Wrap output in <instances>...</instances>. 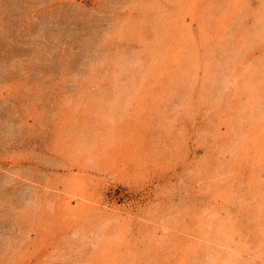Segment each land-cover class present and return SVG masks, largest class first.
Segmentation results:
<instances>
[{"label":"rangeland","instance_id":"1","mask_svg":"<svg viewBox=\"0 0 264 264\" xmlns=\"http://www.w3.org/2000/svg\"><path fill=\"white\" fill-rule=\"evenodd\" d=\"M0 264H264V0H0Z\"/></svg>","mask_w":264,"mask_h":264}]
</instances>
